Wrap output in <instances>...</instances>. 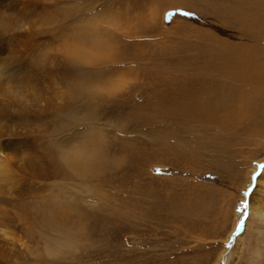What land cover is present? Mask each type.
Segmentation results:
<instances>
[{
	"label": "rangeland",
	"instance_id": "1",
	"mask_svg": "<svg viewBox=\"0 0 264 264\" xmlns=\"http://www.w3.org/2000/svg\"><path fill=\"white\" fill-rule=\"evenodd\" d=\"M26 1L45 19L40 106L54 101L58 116L45 123L54 130L38 170L9 159L16 186L4 192L13 202L0 204V226L12 235L0 236V264H264L263 202L248 207L264 168V81L248 103L236 96L209 117L230 53L264 63V0ZM69 58L87 95L62 84ZM72 153H96L99 166L75 172Z\"/></svg>",
	"mask_w": 264,
	"mask_h": 264
},
{
	"label": "bare ground",
	"instance_id": "2",
	"mask_svg": "<svg viewBox=\"0 0 264 264\" xmlns=\"http://www.w3.org/2000/svg\"><path fill=\"white\" fill-rule=\"evenodd\" d=\"M31 1L36 2L35 0H31ZM38 1H41V0H37V2ZM25 2H27V1L25 0ZM21 3H23V5H24V2H21ZM21 3H20V0H0V204H3V205L4 204L10 205L13 202L12 201L13 198H9L8 196L11 197V195L14 192L11 193V195L6 196L4 193L5 190L6 189L10 190V185L12 183H13L12 185L16 186L14 184L16 181L13 182L14 177H16V176H14L15 173L11 167L12 165H10L9 159H16V160H18V162L20 161V159H21V161H22V159H25V160L27 159L28 165L32 168H35V169L38 166H40L39 159L41 156H40V153H38V152L40 151V149L43 150L42 149L43 148L42 146H44L43 140L48 139V138L51 139L50 137H51L53 130H54V125L50 126L49 124H45V123L48 121L53 122L55 117L58 116V112L55 109L56 104L53 105L54 101H52L50 99L51 102H48L49 106H48L47 110L45 111L40 106L39 101L41 99L38 96V93H39L38 90H40V88H38V82H39V78H40V62L41 63L46 62V61L43 62L40 60L42 58L43 53H42V50H40V47L42 44L40 42L39 26L41 25L42 21H45V19L43 17L44 15L42 16L41 12H38L37 10L34 9L36 3H34L35 5H33L34 6V8H33L34 11L32 13L33 15H29L30 12L27 14L24 11L25 6H24V9H23V6L20 7ZM50 22L51 21H49V23ZM44 24H46V23H44ZM86 24L87 23H85V25ZM37 25H38V27H37ZM90 25H92V23ZM93 25H94V23H93ZM88 27H89V25H88ZM93 27H95V25ZM45 29H47V28H45ZM49 29L52 30V28H49ZM79 32L80 31H78V33ZM94 34H96V33L94 32ZM81 35H82V33H81ZM49 36H47V37H49ZM98 38H99V36H98ZM47 39H50V38H47ZM53 46H54L53 41L50 40L49 42H45V46H43V49H45V51H44L45 55L50 54L51 56L50 55L49 56L52 57V55L54 53ZM91 47H93L97 51V53H98V54H96L97 56L99 54H101L103 50H105L102 43L97 42V41L93 42ZM83 49H86V48H83ZM244 53H245V51L243 52L240 50L239 52H232L229 54L230 60L232 61L230 66L233 69H230V67H229V69L225 70V72H226L225 74L228 76L227 79L230 81L228 84H225V82H224V84L227 85V87L224 86L225 88L222 89V91L220 90L221 92H219V93L221 95L216 93L215 103L218 106H216V108H214V109L212 108L213 114L210 113L211 115H209V117H211V118L216 117L217 115H214L215 112L219 111V109H221V108L225 109L228 105H230V102H232V100L234 98H236V96H238L237 99H239V103L242 106V104H244L247 101H250L258 93H260L261 87H262L261 85L264 81V79H262V76L264 75V73H263L264 63L255 62L253 59H251L250 56L247 57ZM30 56L32 57V60L30 61L29 65H27L26 60ZM82 57H83V55H82ZM93 58L95 59L96 57L91 56L90 59L86 58V61H90ZM45 59H48V58L45 57ZM80 61L81 60H78V62H80ZM82 62H84V61H82ZM82 62L80 64H82ZM74 63L76 65V62H74V61L72 62V60L69 58L68 66H67V64L65 65L68 67V69L66 68L67 70L65 72H59L61 74L63 73L62 74L63 77L60 74L61 77L63 78L62 84H64L65 86H69L72 91H75V89H76L77 95H79V96L87 95L88 90L90 89V91H91L92 87L90 86V83H88V85L85 82L82 85L80 84L79 81H82L84 77H86V79H88V78L86 76V73H84L82 76L78 77L77 73L73 72V64ZM46 64H47V62H46ZM30 65L32 66L33 70H31L32 72L30 74H28V69H29ZM52 70H51V72H52ZM53 72H54V70H53ZM29 77L32 78L31 82H30L31 90L26 91V84H27V80L29 79ZM48 77H49V74H48ZM52 79H53V77H52ZM53 80H51V81H53ZM41 81L42 80H40V82ZM39 85H41V84H39ZM217 90L218 89L216 88V91ZM40 92L42 93V90ZM222 96H223V98H222ZM203 104H202V107L204 106ZM235 105L237 106V104H235ZM250 105H251V103H250ZM45 106H47V105H45ZM243 107H245V105H243ZM252 107H254V106H252ZM261 107H263V106H261ZM232 109H233V107H232ZM224 111H226V110H224ZM199 112H201V111L199 110ZM69 113L70 112H68V114L66 113L65 115H67V117H70V118L72 117L74 119L73 114H69ZM204 113H203V115H204ZM262 113H264V107L261 110V114ZM227 115L229 116L230 114H227ZM43 122L45 125H48L50 127L47 128V126L42 124ZM41 124L44 125V127H46L45 130L41 129L42 128ZM257 125H255V126L257 127ZM263 128H264V125H263ZM55 133H56V131H55ZM24 141L28 142V145L25 148H23V145H22L24 143ZM45 149L48 150L49 155L52 154L50 147H46V148H44V150ZM43 152H46V151H43ZM43 152H41V155H43ZM49 155H47V156H49ZM73 156H74L73 158L69 159V163H70L69 165L72 167V170L75 172L78 171L79 173H85L89 170H93V168H96V166H99V164H97L98 159H95L96 153L94 154V156L90 155V160H89V158H88V160L82 159L83 157H81L78 153L73 154ZM70 157H72V155ZM25 165H26V163H25ZM20 168L21 169L23 168L22 165L20 166ZM34 170H33V172H34ZM37 170H38V168H37ZM47 170H48V168H47ZM15 172H17V171H15ZM35 172H36V170H35ZM41 172L42 171H40V173ZM17 173H19V172H17ZM30 173H31V171H30ZM25 174H22V175H25ZM31 177H32V174H31ZM34 179H36V178L34 177L31 181H34ZM21 180H22V178H21ZM24 180H25V178L23 179V181ZM17 182H18V180H17ZM3 193L5 196L3 195ZM252 193L253 194L250 197V205L248 207L250 209L251 205H253V203H255L256 201L258 202L259 199L263 202L262 203L263 205H260V206H258L259 204L257 205L258 207L256 208V211H255L257 214V219L263 223L264 222V200H263L264 198L261 199V196H264V168L260 171V173L256 179V187L254 188ZM256 194H259L260 198ZM14 195H16V193ZM30 196L31 195H29V197ZM14 198L18 199V198H16V196ZM21 199L22 198L20 197V200ZM29 199L31 200L32 198H29ZM22 201H24V200H22ZM27 204H28V202H27ZM11 206H12V204H11ZM7 207L8 206H6L5 208L7 209ZM26 207L27 206L24 204L20 205L21 209H26ZM8 209H11L10 206L8 207ZM3 210H5V209H3ZM14 210H16L15 207H14ZM6 211H4L5 216H7ZM17 212L18 211H16V213ZM0 214H1V216H4V215H2L4 213H0ZM17 215H18V213H17ZM25 215H26V213H25ZM8 218H10V217L8 216ZM25 219H26V217H25ZM5 221L7 222V220H5ZM15 223H17V221H15ZM15 223L13 226L18 227L17 226L18 223H17V225ZM20 228H21V226H20ZM256 233H257V237L259 239L256 238V236H255L253 244H254L255 251L259 252V249L262 248L261 247L262 243H260V242H262V240H260L261 238L259 237L258 232H256ZM8 234L9 233L6 230V228L4 229V226H0V236L3 237V236H6ZM11 235L9 234L7 237H9ZM7 237H4V238H7ZM12 239H14V238H12ZM6 244L3 242L0 245V251L3 252L5 250V253H6L7 248L4 247V246H6ZM8 250H10V249H8Z\"/></svg>",
	"mask_w": 264,
	"mask_h": 264
},
{
	"label": "snow or ice",
	"instance_id": "3",
	"mask_svg": "<svg viewBox=\"0 0 264 264\" xmlns=\"http://www.w3.org/2000/svg\"><path fill=\"white\" fill-rule=\"evenodd\" d=\"M182 14H183V15H192V13H189V12H183ZM156 171L159 172L160 170L157 169ZM250 190H251V189H249V191H250ZM244 195L247 196V195H248V192H245ZM246 206H247L246 202H242L241 207H246ZM237 227H239V225H238Z\"/></svg>",
	"mask_w": 264,
	"mask_h": 264
}]
</instances>
